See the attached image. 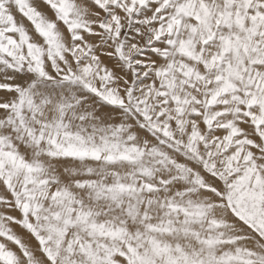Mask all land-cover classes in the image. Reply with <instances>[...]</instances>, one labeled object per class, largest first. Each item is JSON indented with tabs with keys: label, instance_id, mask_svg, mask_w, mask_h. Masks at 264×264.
<instances>
[{
	"label": "snow or ice",
	"instance_id": "snow-or-ice-1",
	"mask_svg": "<svg viewBox=\"0 0 264 264\" xmlns=\"http://www.w3.org/2000/svg\"><path fill=\"white\" fill-rule=\"evenodd\" d=\"M0 264H264V0H0Z\"/></svg>",
	"mask_w": 264,
	"mask_h": 264
}]
</instances>
